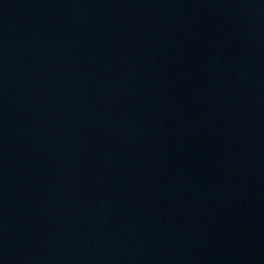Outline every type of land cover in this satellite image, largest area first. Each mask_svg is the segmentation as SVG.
I'll return each instance as SVG.
<instances>
[{"label": "water", "instance_id": "1", "mask_svg": "<svg viewBox=\"0 0 264 264\" xmlns=\"http://www.w3.org/2000/svg\"><path fill=\"white\" fill-rule=\"evenodd\" d=\"M0 264H264V0H0Z\"/></svg>", "mask_w": 264, "mask_h": 264}]
</instances>
